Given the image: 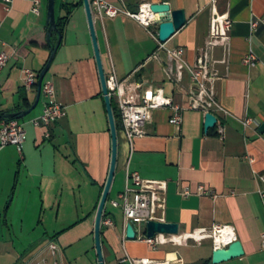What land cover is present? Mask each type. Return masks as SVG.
I'll return each mask as SVG.
<instances>
[{
  "label": "crops",
  "instance_id": "crops-1",
  "mask_svg": "<svg viewBox=\"0 0 264 264\" xmlns=\"http://www.w3.org/2000/svg\"><path fill=\"white\" fill-rule=\"evenodd\" d=\"M32 1L0 0V53L9 55L0 73V116L34 104L37 90L24 88L22 70L39 74L58 42L57 33L47 42L48 0H40L37 14ZM106 1L130 12L164 3L182 10L186 22L162 43L159 25L148 28L126 15L100 19L93 14L105 76L139 80L146 93L163 89L184 108L180 128L169 123L172 111L160 108L152 111L145 135L132 143L123 127L117 131L116 167L101 225L104 264H131L130 259L213 264L210 239L197 244L185 238L214 224L232 226L244 250L243 256L219 264H264V0ZM214 13L232 21L228 47L213 50L214 59L225 61L217 65L221 79L215 88L227 114L215 110L217 123L206 130V114L188 109L181 87L167 75V50L182 47L184 59L193 64ZM55 18L66 19L43 82H52L65 114L49 127L35 126L32 120L46 102L41 94L31 113L19 119L26 133L22 150L0 147V264H99L94 227L111 163L109 120L83 0H55ZM250 50L258 59L254 66L244 63ZM245 118L254 123L245 128ZM134 172L166 183L156 218L179 228L177 235H155L164 241L154 246L144 240L142 228L135 239L126 237L128 222L113 204ZM185 189L189 195L182 194Z\"/></svg>",
  "mask_w": 264,
  "mask_h": 264
},
{
  "label": "built area",
  "instance_id": "built-area-1",
  "mask_svg": "<svg viewBox=\"0 0 264 264\" xmlns=\"http://www.w3.org/2000/svg\"><path fill=\"white\" fill-rule=\"evenodd\" d=\"M4 1L8 4L11 0ZM32 2V11L37 14L40 0H33ZM90 5L92 13L96 14L100 19L126 15L148 28L161 23L158 15L151 11L150 4L141 6L138 12L117 8L106 0H90ZM257 25V21L252 22L254 29ZM231 27L232 21L226 14L219 15L214 13L211 18L208 39L204 47L199 50L196 61L193 64L188 63L184 59L185 50L182 47L167 50L170 62L167 75L171 81L181 87L188 109L199 110L204 114H213L215 110L225 115L227 114V111L216 100L215 88L216 82L221 79L217 65L225 61L214 59L213 50L219 46L225 49L228 47ZM8 60V53L1 52L0 73L7 65ZM257 60L255 53L250 50L244 58V63L248 66H254ZM22 74L24 88L29 91L33 90L38 80L36 72L25 68L22 70ZM185 78L188 80L187 87L183 86ZM106 86L109 98L113 99L117 104L122 127L130 143L134 139L145 135L144 127L150 120L152 111L156 109L169 108L172 111L169 123L176 128H180L184 108L174 104L171 98L166 97L163 89L146 93L141 81L129 78L119 79L115 73L106 76ZM41 94L46 99V102L42 113L34 118L32 123L35 126L49 127L65 114V108L56 102L52 82H43ZM253 123L254 120L251 118H245L242 121L245 128L250 127ZM25 134L23 124L19 119L8 118L1 120L0 147L13 145L21 151L25 141ZM46 136L48 137L49 134L47 133ZM260 179L264 182V176H260ZM165 191L166 183L164 181L144 180L138 173L134 172L128 175L124 191L113 204L122 209L126 222L132 223L139 229L141 225H145L149 221H157L156 210L163 200ZM199 192L205 193L203 186L199 187ZM182 194L189 195L190 191L185 189ZM262 195L264 196V193ZM103 223L108 226L113 225L110 220H105ZM206 239L212 241L214 250L227 248L237 240L234 228L226 224H214L209 230H196L187 234L185 238L186 241L193 240L197 244H201ZM260 239L261 246L264 248V234L261 235ZM144 240L152 246L164 241L159 238L147 237ZM51 249L55 250L56 246L51 244ZM130 262L131 264H170L168 261L149 259H130ZM177 264L183 263L179 260Z\"/></svg>",
  "mask_w": 264,
  "mask_h": 264
},
{
  "label": "water",
  "instance_id": "water-1",
  "mask_svg": "<svg viewBox=\"0 0 264 264\" xmlns=\"http://www.w3.org/2000/svg\"><path fill=\"white\" fill-rule=\"evenodd\" d=\"M84 8L86 11V16L88 20L89 31L93 43L94 54L97 62L99 77L102 86V92L104 94V100L109 120V127L112 139V152H111V163L110 169L108 173V177L106 183L104 185L103 192L101 194L99 204L96 211L95 217V227H94V239H95V248L98 257L99 264H104L103 255H102V247H101V225L103 220V214L106 202L108 200L110 187L112 184V180L114 177L115 167H116V157H117V129L115 124L114 113L111 106V99L108 96V90L106 86V76L103 70L102 61L100 57V52L98 49V43L96 39L95 27H94V20H93V13L91 10V5L89 0H83ZM150 9L153 13L161 16L160 20L161 23L159 24L158 30V39L160 42L165 43L168 39H170L177 31H179L186 22L184 12L182 10H170V7L164 3H154L150 5ZM47 42L50 44L51 35L53 33L58 34V42L57 45L51 49L50 57L38 74V80L36 85L37 96L34 104L26 111L20 113H12L7 114L5 116H0V118H13V119H22L25 116L29 115L31 111L36 107L39 102L41 96V89L44 78L47 72L50 69L52 61L55 57L56 51L60 45L62 34L59 31L56 25V18H55V0H48V9H47ZM217 119L216 117L208 113L205 115V129L208 130L213 128L216 125ZM264 124L261 125L260 131H263ZM145 233L147 238H153L155 235H177L179 232L178 225L175 223H167V222H160V221H149L145 225H141V227ZM137 228L132 223L127 224L126 229V237L130 240L135 239L137 234ZM244 250L242 245L239 241H234L231 243L227 248H218L213 251L212 253V263L219 264L234 258H238L243 256Z\"/></svg>",
  "mask_w": 264,
  "mask_h": 264
},
{
  "label": "trees",
  "instance_id": "trees-1",
  "mask_svg": "<svg viewBox=\"0 0 264 264\" xmlns=\"http://www.w3.org/2000/svg\"><path fill=\"white\" fill-rule=\"evenodd\" d=\"M65 19L66 18H56V25L60 29V31L62 30V27H63V25L65 23ZM35 88H36V86H35ZM111 106H112V110H113V113H114L116 129H117V131H120L121 128H122L121 116H120V112H119V109L117 107V104H116V102L113 99H111ZM3 119H8V118H3Z\"/></svg>",
  "mask_w": 264,
  "mask_h": 264
},
{
  "label": "bare ground",
  "instance_id": "bare-ground-1",
  "mask_svg": "<svg viewBox=\"0 0 264 264\" xmlns=\"http://www.w3.org/2000/svg\"><path fill=\"white\" fill-rule=\"evenodd\" d=\"M180 238H181V237H180ZM180 238H179V239H180ZM183 240H184V238H183ZM175 241H176V240H175ZM179 241H180V240H179ZM177 242H178V241H177Z\"/></svg>",
  "mask_w": 264,
  "mask_h": 264
},
{
  "label": "rangeland",
  "instance_id": "rangeland-1",
  "mask_svg": "<svg viewBox=\"0 0 264 264\" xmlns=\"http://www.w3.org/2000/svg\"><path fill=\"white\" fill-rule=\"evenodd\" d=\"M58 8V7H57ZM27 118V117H26Z\"/></svg>",
  "mask_w": 264,
  "mask_h": 264
}]
</instances>
